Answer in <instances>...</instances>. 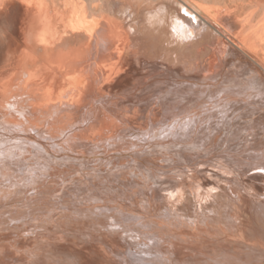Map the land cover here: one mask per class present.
<instances>
[{
  "label": "bare ground",
  "instance_id": "obj_1",
  "mask_svg": "<svg viewBox=\"0 0 264 264\" xmlns=\"http://www.w3.org/2000/svg\"><path fill=\"white\" fill-rule=\"evenodd\" d=\"M146 1L0 0V59L24 35L0 88V264H92L125 241L129 264H264V152L206 142L256 127L264 0ZM62 230L73 247L32 246Z\"/></svg>",
  "mask_w": 264,
  "mask_h": 264
},
{
  "label": "rangeland",
  "instance_id": "obj_2",
  "mask_svg": "<svg viewBox=\"0 0 264 264\" xmlns=\"http://www.w3.org/2000/svg\"><path fill=\"white\" fill-rule=\"evenodd\" d=\"M62 1H66V0H62ZM68 2L69 1H73V0H67ZM74 1H82V0H74ZM139 1H142L143 3H144V1H146V0H139ZM161 1V0H160ZM163 1V0H162ZM166 2H168V4L169 5H177V6H180V4H174V3H172L170 0H165ZM179 1H182V0H179ZM195 1H197V0H195ZM236 1H238V2H241L242 0H198V2H203V3H206V4H208V5H214V6H220V7H229V8H231V9H233L234 7H235V5H236ZM243 1H246V2H248V1H251V0H243ZM254 1H256V2H258V1H260V0H254ZM171 2V3H170ZM237 2V3H238ZM148 3H151V1L149 0V2H148V0L146 1V3L145 4H143V5H146V4H148ZM234 6V7H233ZM174 10V11H173ZM171 13L172 14H175L176 13V10L175 9H172L171 10ZM230 16H232V14L230 15ZM141 23H143V24H146V22L145 21H140ZM239 25V27H237V28H239V29H235L234 30V32L236 31V32H238L240 29H241V27H240V24H238ZM24 36V35H23ZM23 36H20V38L18 37V36H16V35H14V37H16L15 38V40H16V42L15 43H13L10 47H9V49H7L6 50V53H5V55H3V56H1V59H0V69H1V67H2V69L4 68V70L2 71V69L0 70V74H3V75H1L0 76V88H5V86H7V85H9V86H13L14 85V83L16 84V83H18V81L19 80H15V79H17L16 77L20 74V73H22L23 74V70H22V67L24 66V64H23V58H22V55L24 54V48L22 47V45H23V40H24V38H23ZM18 38V39H17ZM18 41L20 42L21 41V44L19 45V43H18ZM231 43V42H230ZM11 47H12V49H14V50H12L11 49ZM16 47V48H15ZM18 48V49H17ZM10 50H12V51H10ZM8 51H9V54H10V56H9V54H7L8 53ZM19 53V54H18ZM12 54V55H11ZM15 54H16V56H15ZM260 55L261 56H263L264 54L262 53H260ZM12 56H13V58H15V59H13L12 58ZM3 57V58H2ZM7 59V60H6ZM8 59L10 60V61H8ZM12 62V63H11ZM6 65V66H5ZM9 66L11 67V68H9ZM20 66V67H19ZM15 67V68H14ZM6 68H7V70H6ZM21 68V69H20ZM5 71V72H4ZM13 71V72H12ZM8 77V79H6ZM12 77H14V78H12ZM21 77V76H20ZM12 79H14V80H12ZM11 81V82H10ZM13 81V82H12ZM3 86V87H2ZM16 92V91H15ZM119 92V89H117V90H115L114 91V93H118ZM260 109H258V110H256V112H255V114L253 115V116H251V117H248V118H246V124H247V126L248 125H250V124H254V126H256L255 128H254V130H251V133L249 132L250 130L249 129H244V130H242V132H240V134H238V135H240V137L238 138V136H237V140L236 139H234V140H236L235 142L236 143H234L233 144V140H232V142H230V143H227V141H225V140H222V141H218V140H216L215 138H212L213 140H209V141H206L207 143H209V142H211V143H209V145H210V147L211 148H215V147H217V148H227L228 147V145L230 146H235V148H240V147H243V148H245L246 150L248 149H251L252 151H253V148H254V151H255V153H256V156L257 157H259L260 156V154L262 155V153L261 152H264V151H262V150H264V125H262V126H260L261 124H260V120L259 119H261V117H262V119H263V117H264V104H262V105H260ZM260 110V111H259ZM258 111V112H257ZM260 112V113H259ZM235 113V112H234ZM259 113V114H258ZM233 114V113H232ZM256 115V116H255ZM232 117V116H231ZM231 117H229V118H231ZM256 117V118H255ZM250 118V119H249ZM257 121V122H256ZM259 122V123H258ZM245 124V125H246ZM260 124V125H259ZM259 127L260 128H262V129H260L259 130ZM258 129V130H257ZM249 130V131H248ZM248 131V133H246ZM254 131H255V133H254ZM242 133H243V135H242ZM253 133V134H252ZM244 134H245V137H246V139H245V137H244ZM250 134H252V135H255L254 137H252V135H250ZM248 135H250L251 136V138H250V136H248ZM243 136V137H242ZM247 138H250V140L249 139H247ZM252 138H253V140H252ZM262 139V141H261V139ZM239 139H242V140H240L239 141ZM260 139V140H259ZM199 140V141H198ZM201 139H197L196 141H194V145H193V148L191 147V146H189V147H191V151H193V155H192V159H193V157H194V160H195V158H196V160H197V158L198 159H201V158H203V157H207V156H210L209 155V153H210V151L209 150H207V149H204L203 147H202V142H203V140H201ZM246 140V141H245ZM259 141V142H258ZM251 142H253V144H251ZM212 143H213V145H212ZM258 143V144H257ZM198 144L200 145V146H198ZM228 144V145H227ZM236 144H238V145H236ZM245 144V146H243ZM248 144V145H247ZM263 144V145H262ZM240 145H242V146H240ZM250 145H254V146H250ZM233 146V147H234ZM247 146V147H246ZM262 146V147H261ZM195 147H197V148H195ZM260 147V148H259ZM198 149V150H197ZM262 149V150H261ZM197 150V152L195 153L194 151H196ZM258 150V151H257ZM198 152H200L199 154H197ZM260 154H259V153ZM208 153V154H207ZM258 153V154H257ZM204 154V155H203ZM195 155V156H194ZM255 155V154H254ZM256 156H254V157H256ZM256 157V158H257ZM167 217V218H166ZM168 217H169V219H168ZM153 222L154 223H157V224H161L164 228H161V231L162 232H168L169 231V228L170 227H172V224H173V220H171L170 219V216H168L167 214H161V216L160 217H155V219H153ZM151 223V222H150ZM170 224V225H169ZM164 229V230H163ZM263 230V229H262ZM47 234V235H46ZM31 236H34L33 238H34V243L36 242V241H39V243L38 244H33L32 246L33 247H37L38 245H41V246H45L44 248H43V250H44V252H47V251H49L50 249H52L51 248V246L50 245H48V243L50 244V243H52L53 245H62V246H66L67 247V249L68 248H71V246H72V244H71V239H72V237L70 236V235H68L66 232H64L63 230L62 231H57V232H55V233H46V232H43V233H35V234H32ZM40 236H41V238H40ZM46 236H49V237H46ZM51 236V237H50ZM65 236V237H64ZM43 237V238H42ZM60 237H61V239H60ZM146 236H144L143 238V240H145V241H148L149 243H154V239H147V238H149L148 236H147V238H145ZM38 238V239H37ZM50 238V239H49ZM63 238H64V240H63ZM49 241H48V240ZM140 239V238H139ZM166 239H170V238H168V237H166ZM56 240V241H55ZM65 240H68V241H65ZM73 240V239H72ZM150 240H153V241H150ZM158 240L159 239H155V242H158ZM59 241H61V243H59ZM76 241L78 242V240L76 239ZM123 241H125V240H122V242ZM43 242V243H42ZM125 242H127V241H125ZM125 242H124V244L122 243V246L120 247V246H117V247H113V246H108V257H106V258H94V256H93V259H96L95 260V262L94 263H92V264H129L128 262H127V260H126V258H124L123 257V255L126 253L125 251L127 250L126 249V245H125ZM58 243V244H57ZM80 243V242H79ZM145 244V243H144ZM48 245V246H47ZM69 245V246H68ZM82 245H84V246H86V248L88 247V249H90V248H92L93 246H95L96 244L94 243H82ZM125 245V246H124ZM73 247V246H72ZM111 247V248H110ZM113 248L114 249H117L115 252H114V250H113ZM120 248H122V249H120ZM13 250H16V252L19 254V255H21L22 253H23V251H21V250H19V247H17V246H14L13 247ZM53 251L55 250V249H52ZM113 250V251H112ZM20 251V252H19ZM41 251V250H40ZM39 251V252H40ZM112 251V252H111ZM25 252V251H24ZM55 252V251H54ZM60 253V255L56 252V254H58L60 257H62L61 255H64V254H62L61 252H59ZM44 255H48V256H50L51 255V252H47V253H43ZM111 254V255H110ZM114 254V255H113ZM119 254H120V256H119ZM118 260V261H117ZM122 260V261H121Z\"/></svg>",
  "mask_w": 264,
  "mask_h": 264
}]
</instances>
